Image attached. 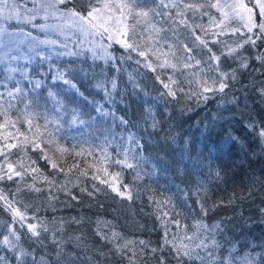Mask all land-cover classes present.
<instances>
[{
    "label": "trees",
    "instance_id": "1",
    "mask_svg": "<svg viewBox=\"0 0 264 264\" xmlns=\"http://www.w3.org/2000/svg\"><path fill=\"white\" fill-rule=\"evenodd\" d=\"M207 1L213 4L216 0ZM251 8L256 13L255 7ZM200 15L198 12L200 20L196 24L219 31ZM231 27L240 31H229L221 39L236 51L234 57L222 59L220 70L238 68L236 79L229 81L223 93L207 94L206 101L197 100L193 94L201 91L197 81L208 68H197L194 61H187L193 66L184 68L182 45L192 47L196 59L206 60L209 53L195 48L187 32H174L167 49L161 52L150 46L147 50L143 34L136 30L137 36L129 43L154 53L148 61L156 72L146 67L136 52L129 54L115 44L109 48L94 35L95 56L61 54L53 61L32 66L30 89L0 101V112L6 110L15 122L14 130L7 131L13 132L12 142L25 145V150L9 159L26 166L28 157L35 160L38 153L30 142L40 143L39 133L46 129L43 146L65 171L54 172L40 160L43 176L54 183H46L40 174L26 175L19 185L0 182V196L5 198L0 200V264H129V256L135 264H159L161 257L166 264H213L214 260L218 264L229 253L235 256L234 264H244L245 260L264 264V141L245 127L264 122V99L253 91V85L264 81V61L257 59L264 56V38L244 44L249 36L255 39V30L249 33L234 21ZM197 35L213 38L205 36L202 29ZM105 48L124 59L118 65L109 61ZM222 50L223 44L213 47L217 55ZM165 61L176 67L161 69L158 65ZM242 62L248 67L240 68ZM167 73L192 87L178 93L175 102L168 98L165 104L160 100L165 89L156 77L165 80ZM58 76L62 79H54ZM113 80L119 85V94L114 97L117 103L104 105V110L127 120L126 127L94 110L104 103L105 96L96 85ZM37 81L41 87L33 89ZM64 81H70L76 89ZM133 82L140 87L135 88ZM48 92L55 98H49ZM28 101L38 106L26 109ZM33 112L39 116L30 117ZM29 118L36 127L26 122ZM4 133L0 130V143ZM205 145H211V150ZM106 149L116 156L121 153V159L126 154L134 168L111 165ZM105 167L110 173L121 172L131 200L93 179L105 178ZM17 170H21L19 164ZM216 172L220 173L219 179ZM32 184L42 191L29 190L27 186ZM94 184L100 191L93 196L83 191H93ZM18 187L22 190L19 193ZM5 200L21 211L23 205H28L26 214L35 213L43 221L48 231L39 241L10 236L13 245L3 243L12 223ZM177 220L179 226L174 223ZM215 225H219V231L210 233L208 228ZM125 242L131 243L122 253L115 243ZM201 242L206 247H197ZM185 250L191 255L184 256Z\"/></svg>",
    "mask_w": 264,
    "mask_h": 264
},
{
    "label": "snow or ice",
    "instance_id": "2",
    "mask_svg": "<svg viewBox=\"0 0 264 264\" xmlns=\"http://www.w3.org/2000/svg\"><path fill=\"white\" fill-rule=\"evenodd\" d=\"M32 7H27V3L21 6L20 4L13 2L12 4L8 3V0H0V4L3 7H0V20H3L5 23H8L9 26H12L11 22H15L17 25L23 23L25 25H30L32 28H39L40 31H46L49 28L48 24H35L33 21L36 19V16L40 12L44 13V18L47 19L49 16L58 15L59 17L66 18L70 20L72 24L82 32H87L90 35H94L101 42L107 43L110 48L113 44L120 45L123 49H126L130 54L131 52H136L137 55L143 58L145 66L149 67L151 71L156 72V68H152L150 62L148 61L150 53L146 50H140V47L134 43H129L133 37L137 36L136 26L141 18L145 20L149 16H155L158 13L156 9L150 7L152 0H44L42 3H37V0H31ZM183 7L184 11L177 12L176 15L179 17V20H173V23H178L183 25L187 30L188 36L191 38V42L195 48L207 49L209 55L206 60L196 59V56L193 53V48L188 47L187 44L182 45V50L185 53V63L184 68L192 67L193 65L187 61H194L195 67H200L205 65L208 68L207 73H202L201 79L197 81L201 89L200 92L194 93L197 100H207L209 97L207 94L221 92L223 93L226 88L229 87V81L236 79V72L239 70L232 69L230 72H225L220 70V64L222 59H226L229 56L235 54V49L229 47L221 37L229 34V31L232 34H236L240 31V28L231 27V22L233 20L240 23V26L247 30V32L252 33L255 29L254 37L249 36L244 40V44H255L256 39L264 38V0H257L256 7H258L259 12L255 13L253 8L248 7V4L244 0H233L232 3L220 4L219 0L215 4H208V8H216L218 12H221V19L219 22L216 21L214 17L208 15V12L204 11L205 5H194L192 3L182 4V5H173V8ZM223 8H228L229 12H222ZM186 12H190L191 16L187 17ZM200 13V18L203 19L204 16H208L209 25L215 28H218L219 31H210L209 28H204L203 24H196L197 13ZM118 13V15H117ZM257 16L261 17L257 21ZM168 20H172V16H168ZM167 22V21H166ZM202 29L205 36L211 35L213 38L211 40L203 39L200 35H197V30ZM22 35L31 37L28 41L29 45L32 48V51L37 57L42 55L41 51H37L39 45L43 44H55L56 41H43L37 40L35 37H32L31 32L24 33L23 28L17 29ZM119 36V39L117 38ZM103 43L101 46L103 47ZM223 44L224 49L220 51L219 55L213 52V47ZM243 45H238L237 47H242ZM67 47L66 45L64 46ZM105 56L109 61H114L117 65L120 63L124 56H116L114 50L108 52V49L105 48ZM59 54V53H57ZM47 58V57H45ZM130 58V56L128 57ZM159 59V58H158ZM257 59L264 61V56H258ZM140 63V61H137ZM161 69L165 67L175 68V64H170L165 61L164 64L158 65ZM240 68H247L248 64L242 62L239 65ZM207 76V79H204L203 76ZM157 80L162 85L164 92L160 94V100L167 104L168 98H171L175 102L178 93H184V89L180 87V83L175 80H172L171 77H168V83L165 80H161L159 76L156 77ZM54 79H62V77H54ZM64 83L69 84L71 88L76 89V85L71 84L70 81H64ZM134 84L135 88H139L138 84ZM34 88H40L41 82L37 81L34 85ZM98 89H101L104 93V103L101 104L97 109H94L98 112L99 116H112L114 120H119V123L125 127L128 124V121L122 117H117L114 111L105 112L104 105H112L117 103L114 99L116 95L119 94V85L113 80L111 82H101L96 85ZM253 91L256 94L264 99V81L258 85H253ZM81 99L83 95L81 94ZM123 99V97L121 98ZM24 102V101H22ZM59 103V101L57 102ZM35 105V101H28L26 103V109L31 108ZM38 106V105H35ZM0 115L5 117L0 128L7 129L10 126H14L15 122H12L8 117V112L5 110ZM30 117H38L39 113L33 112L29 114ZM151 115V112H149ZM30 127H36L33 125L32 118H29L26 121ZM154 126V125H153ZM249 131H254L257 138L264 141V122H261L259 125L255 122L245 125ZM17 134L20 133L17 131ZM46 134V129L44 133H39L41 142L37 143L35 140L31 141L32 149L38 153L35 160L31 157H28V165L26 166L21 161H16V163L10 162V156L15 155L16 152L25 150L24 144H18L12 142L14 137L11 132L5 131L2 136L3 143H0V157H2V163H0V182H12L19 185V181L23 180L26 175L31 174H40L41 178L45 180L46 183L52 184L54 182L48 181L46 177L43 176L42 170L38 164V161L43 160L45 166L50 167L54 172L63 173L65 171L64 167L61 166V163L53 159L46 151L45 141L43 136ZM235 143V138L232 140ZM27 143V141H26ZM205 147L211 150V145H205ZM59 151H67L66 149H59ZM80 153H77L79 155ZM119 156L120 154L117 153ZM107 159V157H105ZM17 164H19L21 170H17ZM111 165L121 167L122 169L126 167L127 169H133L134 164L128 162V157L125 154L124 159H113ZM110 165V166H111ZM76 165H74L75 167ZM70 170V169H69ZM105 178L101 179L99 176H94V180H99L100 184L106 185L107 188L111 189L112 192L116 193L121 198H126L131 200L132 195L129 191V186L123 184L121 181V172L117 171L110 173L108 168L103 169ZM216 177L220 178V173H215ZM33 180L36 179V176H32ZM29 190H34L37 192L42 191L40 188H36L35 184L27 186ZM22 191L19 187L17 188V193ZM83 191L87 192L89 196H93L100 189L94 184L93 191L88 192L87 189ZM71 195V193H69ZM251 193L249 192L248 197L250 198ZM72 199H77L76 196L71 195ZM3 196H0V200H4ZM6 208L5 210L9 211L12 215V223L9 226V235L3 237V243L6 245H13V240L10 239L14 237L16 240L21 239V236H26L30 239H35L39 241L41 235L46 233L48 229L44 227L43 221L39 219L38 216L33 213L31 216L27 215L28 205H23L24 211H21L19 208L12 207V202L5 200ZM203 205H201V211H203ZM264 213V210H261ZM37 221L36 223L30 221ZM177 226H179V221H174ZM201 227H206L201 225ZM23 230V231H21ZM208 231L216 232L219 231V225L212 226L208 228ZM117 235L114 233V236ZM131 242H125L123 245L115 243V247L118 251L124 252L128 248V245ZM141 245H144V241H139ZM215 244L216 242L213 241ZM187 248V246H184ZM197 247H206V245L201 242ZM155 251V249H152ZM177 252H180V249H177ZM184 256H190L191 253L187 250L183 252ZM211 258V256L209 257ZM129 264H135L132 256L128 257ZM235 256L229 253L227 257L221 258L218 264H234ZM159 264H166L165 258L161 257ZM213 264H217L214 260ZM244 264H252L250 260H245Z\"/></svg>",
    "mask_w": 264,
    "mask_h": 264
},
{
    "label": "rangeland",
    "instance_id": "3",
    "mask_svg": "<svg viewBox=\"0 0 264 264\" xmlns=\"http://www.w3.org/2000/svg\"><path fill=\"white\" fill-rule=\"evenodd\" d=\"M155 3H151L150 7L156 9L158 13L155 16H149L146 20L141 18L137 23L136 30L140 31L143 35V39L146 40L145 46L147 50L149 47H155L161 52H165L168 47L169 40L174 32H182V35L187 32L183 25L173 23V20H179L176 13L184 11L183 7L173 8V5H182L192 3L194 5H205L204 11L208 12V15L214 17L217 22L221 19V12H218L216 8H208L210 4L207 0H155ZM16 2L23 6L27 3V7L31 8L33 5L31 0H8L9 4ZM44 0H37V3H42ZM118 2V0H117ZM233 0H219L220 4L232 3ZM246 4L250 3L251 6L255 7L256 13L259 12L256 7L257 0H244ZM217 3V0L213 4ZM248 4V7H251ZM0 7H3L0 4ZM222 12H229L228 8H223ZM118 15V13H117ZM172 16V20H168V16ZM186 16L190 17L191 13L186 12ZM208 19V16H206ZM261 17L257 16V21ZM200 19L197 17L196 21ZM167 21V22H166ZM234 22H237L233 20ZM10 27L8 23L0 20V101L2 99L11 98L18 92H26L30 89L28 84L30 75V69L34 64L38 62H50L53 61L57 56L63 55H88L90 57L95 56V47L97 42L94 36L87 32H82L79 27L72 24L70 20L59 17L58 15L49 16L47 19L44 18V13L40 12L33 21L35 24H48L49 28L46 31H40L39 28H32L30 25L23 23L17 25L15 22H11ZM238 23V22H237ZM18 28H23L24 33L31 32L32 37L37 40L43 41H56L53 45L51 43L39 45L37 51L44 50L42 55L37 57L32 51L28 41L31 37L22 35L18 32ZM215 28V27H213ZM255 30V29H254ZM256 31V30H255ZM119 36H117L118 38ZM67 46L66 48L64 46ZM59 53V54H57ZM56 56V57H55ZM47 57V58H45ZM168 77L172 80L180 83V87L184 90L188 87H192L187 84L184 86L183 81L178 79L175 75L167 73L165 82L168 83ZM36 83V82H34ZM34 89V87H32ZM48 97L54 99V95L48 92ZM152 102V101H150ZM1 111L0 113H2ZM14 114V113H10ZM10 117V115L8 116ZM5 117L0 115V124L3 123ZM1 132L13 131L14 126H10L7 129L0 128ZM13 134V132H12ZM110 162L113 159H121L120 155L116 156L115 152H108Z\"/></svg>",
    "mask_w": 264,
    "mask_h": 264
}]
</instances>
